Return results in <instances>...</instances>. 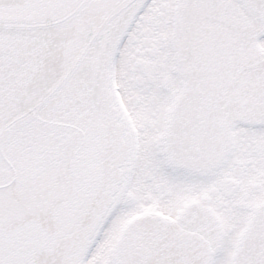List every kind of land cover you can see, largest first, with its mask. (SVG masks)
I'll use <instances>...</instances> for the list:
<instances>
[{"label": "snow or ice", "instance_id": "6c2138e0", "mask_svg": "<svg viewBox=\"0 0 264 264\" xmlns=\"http://www.w3.org/2000/svg\"><path fill=\"white\" fill-rule=\"evenodd\" d=\"M0 264H264V0H0Z\"/></svg>", "mask_w": 264, "mask_h": 264}]
</instances>
